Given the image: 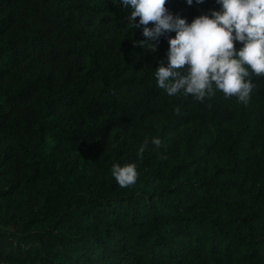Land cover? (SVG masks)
Masks as SVG:
<instances>
[{
	"label": "trees",
	"instance_id": "trees-1",
	"mask_svg": "<svg viewBox=\"0 0 264 264\" xmlns=\"http://www.w3.org/2000/svg\"><path fill=\"white\" fill-rule=\"evenodd\" d=\"M132 11L0 0V264H264V77L246 105L169 96L155 70L176 34L148 41Z\"/></svg>",
	"mask_w": 264,
	"mask_h": 264
},
{
	"label": "clouds",
	"instance_id": "clouds-1",
	"mask_svg": "<svg viewBox=\"0 0 264 264\" xmlns=\"http://www.w3.org/2000/svg\"><path fill=\"white\" fill-rule=\"evenodd\" d=\"M195 2L202 4L204 0ZM216 2L221 5L220 11L200 15L188 23L169 12L168 0H122L134 9L127 17L133 28L142 27L148 41L157 42L165 33L176 34L168 39L167 67L160 62L155 70L160 89L169 96L183 91L199 102L219 91L246 105L255 88L250 76L264 77V0ZM186 3L191 6L193 0ZM237 42L242 45L239 50ZM151 143L158 148L161 140L154 138ZM148 144L145 139L138 156H143ZM111 174L122 188L134 185L138 178L134 163L113 165Z\"/></svg>",
	"mask_w": 264,
	"mask_h": 264
}]
</instances>
